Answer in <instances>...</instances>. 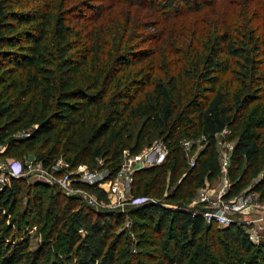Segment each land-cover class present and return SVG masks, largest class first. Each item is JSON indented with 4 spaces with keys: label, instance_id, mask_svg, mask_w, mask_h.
Segmentation results:
<instances>
[{
    "label": "trees",
    "instance_id": "trees-1",
    "mask_svg": "<svg viewBox=\"0 0 264 264\" xmlns=\"http://www.w3.org/2000/svg\"><path fill=\"white\" fill-rule=\"evenodd\" d=\"M230 1L200 42L180 30L159 61L156 49L142 47L149 40L137 48L134 33L124 42L131 8L114 29L108 17L132 6L167 25L223 0H0V156L30 152L48 169L63 160L59 175L101 161L97 168L114 179L125 155L156 140L166 152L161 163L134 171L130 193L147 200L124 211L8 174L0 180V264H83L91 257L92 264H151L157 256L145 251L147 241L156 244L159 264H207L209 245L221 247L209 264H264V242H253L239 222L222 226L182 207L222 174L218 135L225 129L235 143L223 198L244 190L264 197V0ZM74 178L73 187L106 195ZM25 190L23 223L17 217ZM32 216L35 231L26 228ZM232 247L247 260L228 257Z\"/></svg>",
    "mask_w": 264,
    "mask_h": 264
},
{
    "label": "rangeland",
    "instance_id": "rangeland-1",
    "mask_svg": "<svg viewBox=\"0 0 264 264\" xmlns=\"http://www.w3.org/2000/svg\"><path fill=\"white\" fill-rule=\"evenodd\" d=\"M232 1L229 2V0H223V2H221L216 9L213 10H205L200 12L197 15H193V16H188L187 19H184L181 22L178 23H174L173 24L170 22L166 24H158L154 19L153 16H151L145 9L139 8V7H132V6H121L118 8V16L115 17L114 15L109 16L108 19L106 20V24L108 25L109 28L114 29L117 24H118V20L123 19L124 20V16H126V13H128L129 8H131L133 10L132 14H131V22L129 25H127V27L125 28V31L123 33V37L126 39L124 42L125 43H130L132 40L131 36H134V33L137 34V41H135V44L138 45L139 47L137 48H141L140 47V42H142L143 39L149 40L146 44H143L142 47H149L150 50L154 51L156 49V53H157V59L159 61L161 60H165L166 59V54L165 52H167V54L169 53V51H167V48H169L170 44H177V38H176V32L182 30L183 34H190V31H193V39L195 40H199V42L201 41V39H203L202 35V30L206 29V28H210L213 27V29L215 28L216 24L218 22H216L217 16H216V12L217 15H219V13H223L226 8L228 6H230V3ZM219 9L220 12L217 10ZM216 11V12H215ZM204 25V27H203ZM159 30H161V35L158 34ZM166 35V38L164 37V33ZM168 31V32H167ZM160 35V37H159ZM114 38V40L118 41V36L112 37ZM182 40L185 41L184 37L181 38ZM134 40V39H133ZM183 41V42H184ZM185 44V42H184ZM187 44V43H186ZM183 49V48H181ZM165 65H168V63H166V61H164ZM22 132H18L15 136H22ZM192 142V141H191ZM191 142H188L186 144V148L190 151L189 146L191 145ZM235 141L230 139V131L229 129H225L224 131H222L221 133H219L218 135V146L220 149V152H227L229 153L230 149L233 147ZM5 145L3 147V149L1 148L0 152H3L5 150ZM164 146L162 144V142L160 140H156L154 141V143L152 145L146 146L143 151L139 154V155H126V157H124L125 160H129L131 162L132 160V164H131V170L136 169L140 166H142V163L146 162L147 160H153L154 156L157 154H160L161 152L163 153L164 151ZM191 154V158H193L195 156V153H192L191 151L189 152ZM165 155V153H164ZM101 161L98 162V164H96V166L92 167V166H86V169L89 170L90 172L92 170L98 169L97 167L99 166ZM0 165L5 167V168H9L10 171L15 175V176H19V177H23L27 179L28 183H35V182H43L45 183L46 181H42L41 176L39 175H35V174H40V175H50L53 178H56L57 181H59L60 179H64L65 182H60V184L62 183V186H67V178L64 176V174L59 175V170H61L62 166H65V163L63 160H58V162L53 165L52 167H50V169L44 167L40 162L36 161V155L30 152L24 153L22 155H1L0 156ZM85 168V167H84ZM100 170V169H99ZM63 176V177H60ZM125 175H123L121 182L124 185L123 188V192L126 195V198H129L131 194H129L128 189H130V183L129 185L127 184V181L124 179ZM258 178H256V180H258ZM120 182V183H121ZM47 183V182H46ZM56 184V183H55ZM53 183H50L51 186V193H54V189L57 187L54 185L53 187ZM60 186V185H58ZM229 186V181H228V177L226 172H222V174L218 177L215 178L214 180L210 181L207 183V185L205 186V189L203 188H199L197 189V191L193 194V196L191 197V199L189 201H187V203H185L184 205H182V207H184L185 209H195L198 210L199 209V205L198 202L201 201V194L202 193H207V194H214V196H219L220 193L224 192V189L227 188L228 189ZM87 192V191H86ZM225 194V193H223ZM100 196V197H99ZM117 194H114L112 197H109L107 194H98V192L96 191H91V192H87L85 193V199L87 200V202H91V199L96 200L98 203V207L101 209H108V210H114L110 207H108V203H111L112 200H116L117 199ZM23 204L21 207V218L20 216L17 217L18 221H22L23 223L26 222V220L28 219V216L25 213H22L25 209V205H26V201H27V195H26V190L23 192ZM222 200L226 203H231L230 209H228V213L231 217V219L236 220V222H239L243 228L246 230V232L248 233V231L256 228L258 229V237L255 240H252L255 243H259V242H264V197H262L259 193L255 192L254 190H244L241 192L240 195L235 196L233 198L230 199H223L222 196ZM96 206V207H97ZM125 208L127 209L128 206H131L130 204V200H126L125 203ZM111 211H107V214H109ZM20 218V219H19ZM105 218L107 220H109L110 222L114 221L115 218L111 217V215L105 216ZM36 218H33V216L30 218L29 221H27V229H32V230H36V226H31L32 223H35ZM105 219V220H106ZM106 222V221H104ZM104 222H102L103 224H105ZM49 224V218L47 217L46 222H45V226H47ZM127 225V221L125 222V224H123L122 226H119L118 229L122 230L124 228V226ZM93 226V225H92ZM224 226V225H222ZM31 227V228H30ZM105 228V225H104ZM79 231H82L83 233H86V229L83 226V228H80ZM102 231V230H101ZM68 227L67 225L65 226V228L61 231L60 236L62 237H67L65 235H67L68 233ZM91 232H95L94 233V238L97 239L99 237V233H97L98 231H94V229L91 228ZM212 232H209V234H211ZM43 234V232H42ZM69 235V234H68ZM41 237V234H40ZM147 242H151V241H147ZM145 245V251H149L151 254H154L155 256H157V259L153 260V263L151 264H159L160 263V257H158V251H156V244H151V243H147ZM211 245H209V248H207V255H206V260H207V264H209L213 259H215L217 257L216 255V250H220L221 247H210ZM155 249V250H154ZM96 251V249H94ZM228 252H226V255L228 257L232 256V257H236V260H238V263H243V260H247L244 259L240 253H238V251L235 248H230L229 250H227ZM92 260L93 257L88 258L83 264H92ZM235 260V261H236ZM237 263V262H235ZM53 264H55V262H53ZM57 264V263H56ZM67 264V263H65Z\"/></svg>",
    "mask_w": 264,
    "mask_h": 264
},
{
    "label": "built area",
    "instance_id": "built-area-1",
    "mask_svg": "<svg viewBox=\"0 0 264 264\" xmlns=\"http://www.w3.org/2000/svg\"><path fill=\"white\" fill-rule=\"evenodd\" d=\"M3 147H4V144H0V150L1 148L3 149ZM231 149L229 153L221 152L220 164L222 167V172H226V174H227V168L230 163ZM164 153H166L165 149L163 153L161 152L160 154L155 155L153 160H147L146 162L142 163V166L136 169H133V170H131L132 160L130 162L129 160H125L123 158V160L121 161V169L118 175L114 179H106V170H101V169L99 170L98 168L90 172L89 170L86 169L87 165H84V164H81L77 168L72 169L70 172L65 173L64 176L67 178V181H66L67 186H62V183L60 184L59 182V181L65 182L64 179H60L59 181H57L56 178H53L50 175H43V174L40 175L39 174V176H41V179H43V181L45 180L47 183H53V184L57 183L67 193L81 194L84 198H85V193L87 192L81 188H75L72 186L71 175L75 176L74 179H78L83 182H88L90 184L96 183L99 187L103 188V190L109 197H112L114 194L118 195L116 200H112L111 203L107 204L108 207L112 209H119L121 211H124L126 209L125 203L127 199L130 200V204L132 205V204H139V203L145 202L147 198H144V197L133 198L132 195H130L129 198H126V195L123 192L124 185L121 182L123 175H125L124 179L127 181V184L129 185V183L132 181L133 173L135 170L141 167H144V166L161 163L165 156ZM124 157H126V155ZM66 165L67 163H65V166ZM0 169L2 170V173L0 176V180L2 182H5L8 180V174L14 175L10 171L9 168H5L0 165ZM60 177H63V176H60ZM202 188L205 189V187H202ZM128 191H129V194H131L129 189ZM226 191L227 189L225 188L223 193H225ZM223 193L221 192L220 195L216 197L211 194H207V193L201 194L202 200L198 202V205L202 206V209L196 210V211H200L208 222L217 221L220 225H228L231 222H236V220L231 219L228 213V209H230L231 203L228 204L222 200ZM166 194L167 193L165 192V195ZM89 203L95 206L98 205L97 201L93 199H91V202ZM162 204H165L167 206L170 205L166 203L165 201H162ZM248 235L251 240H255L258 237V229L254 228L248 231Z\"/></svg>",
    "mask_w": 264,
    "mask_h": 264
},
{
    "label": "crops",
    "instance_id": "crops-1",
    "mask_svg": "<svg viewBox=\"0 0 264 264\" xmlns=\"http://www.w3.org/2000/svg\"><path fill=\"white\" fill-rule=\"evenodd\" d=\"M35 175H39V174H35ZM38 179H41V178H38ZM42 181H43V179H41ZM227 189V188H226ZM211 195H213L214 196V194H211Z\"/></svg>",
    "mask_w": 264,
    "mask_h": 264
}]
</instances>
